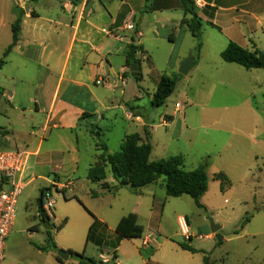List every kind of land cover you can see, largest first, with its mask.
Segmentation results:
<instances>
[{
  "label": "crops",
  "instance_id": "1",
  "mask_svg": "<svg viewBox=\"0 0 264 264\" xmlns=\"http://www.w3.org/2000/svg\"><path fill=\"white\" fill-rule=\"evenodd\" d=\"M203 3L204 6L197 8L203 24V48L196 58L197 40L182 24L186 16L183 0L29 1L28 10H24L22 17L19 43L0 71L2 76L10 64L15 65L7 76L9 85L0 82V103L6 95L12 103L6 110L0 104V117L6 120L0 121V148H27L29 151L25 189L38 181L42 184L39 187L42 191L54 182L72 180L73 187L66 192L65 198L82 200L74 190V167L78 164L75 153L84 138H91L95 128L102 136L104 131L114 129L123 120L127 125L123 142L130 134L146 138V131L151 139L154 126L171 128L182 110V105L177 108L180 103H176L173 111L160 114L159 124H154L157 108H153L151 103L163 75H180L181 65L189 59H194V66L188 75L193 71H204V51L207 42L212 40L219 48L220 58L232 42L248 50H260L256 41L260 39V32L264 33V0H203ZM21 11L17 3L10 11L0 0V58L13 42L12 25ZM186 17L190 19L191 15ZM130 21L136 30L126 29ZM132 44L142 49L137 54L141 79L137 81L139 91L131 98H125L128 78H132L126 55ZM172 57L175 61L170 65ZM159 62H164L172 72L161 74ZM26 63L35 65L36 71H24ZM144 63L149 70L145 69ZM212 64L215 72L235 66L239 76L252 79L247 86L264 93L263 69L248 70L217 58ZM147 70L149 73L157 72L159 79L154 91L145 94L140 83ZM99 78L107 84H96ZM207 84H210L208 79L204 87ZM132 127L134 129L130 131ZM100 145H105L109 153H116L106 143H95V151H102ZM69 155L70 160H67ZM99 155H94L88 172ZM107 182L115 184L111 174H108ZM96 184L98 190L94 192L100 195L97 199L110 198L107 202L110 222L106 215L93 210L95 215L79 214L75 219L66 215L57 218L54 213L49 221L58 249L70 252L67 261H58L57 253L47 249V231L43 229L46 238L41 245L29 243L27 248L23 247L27 253L32 252L30 257L18 248L11 261L7 262L5 257L3 264H79L71 251L83 252L85 257L98 263L102 262L105 254L112 258L115 256L116 259L108 264H205V254L210 251L203 245L217 246V233L208 229H203V236L197 239H194L191 228L189 235L182 233L178 219L184 215L168 208L170 197L164 187H160L161 184L149 185L138 192L128 188L134 198L126 208L116 203L118 196L112 193L118 194L127 187L110 192L103 190L101 183ZM130 213L138 216L144 228L141 238H122L116 232L119 221ZM185 217L191 227L190 217ZM36 219L40 222L38 209ZM57 221H60L61 228L54 231L53 222ZM172 221L177 224L174 233L168 229ZM36 226L38 224L31 226L32 232H41L42 225ZM181 244H187L195 252L183 249ZM209 259L210 264H214Z\"/></svg>",
  "mask_w": 264,
  "mask_h": 264
},
{
  "label": "rangeland",
  "instance_id": "2",
  "mask_svg": "<svg viewBox=\"0 0 264 264\" xmlns=\"http://www.w3.org/2000/svg\"><path fill=\"white\" fill-rule=\"evenodd\" d=\"M1 1L10 11L17 3L16 0ZM256 45L264 51V33L260 32V39L256 41ZM218 49L213 40L207 42L202 63L204 71H193L188 76H182L166 104L155 109L157 111L154 124L157 125L160 114L173 111L176 103L182 105V110L171 128L158 125L157 129L155 126L152 129L151 160L181 155L185 159L187 170H193L207 161L210 182L209 190L202 198L204 207L199 208L190 196L184 195L178 198L170 197L168 208L190 217L194 239L203 236V229L212 231L211 219L221 227L217 232L219 239L217 246L213 248L209 244L203 245L209 249L208 255L214 264H264V93L247 86L252 83V79L239 76L235 66L215 72L212 64L215 59L225 62L222 57L220 58ZM174 61L175 58L172 57L169 64H174ZM144 64L145 69L149 70L147 63ZM25 65L24 71L27 70L29 73H34L37 69L30 63ZM159 65V71L163 72L161 74L172 72L164 62H159ZM14 69L15 65L10 64L0 76V82L9 85L7 76H10ZM148 70L140 83L145 94L154 91L159 79L157 72L149 73ZM206 79L210 82L209 88L208 84L204 87ZM241 82L245 85H239ZM127 83L125 98H131L133 93L139 91L137 81L128 78ZM8 97L9 95H6L2 98L0 103L2 109L6 110L12 106ZM145 98L148 96L145 95ZM16 112L19 114L18 110ZM1 120L6 121L0 117ZM133 129L132 127L130 131ZM125 131L127 125L120 120L114 129L104 131L102 136L98 135L95 128L91 138H84L81 141L79 151L75 153L78 164L74 167L73 177L76 182L74 190L82 200L66 199L61 192L54 190L53 196L57 202L53 213L57 218L66 215L75 219L79 214L92 216L95 215L93 212L95 211L106 215L110 222L107 205L110 198L97 199L100 195L98 197L92 195V192L98 190V186L87 179V173L94 155L102 153L95 151V143H106L110 150L118 152ZM142 138L145 140V137ZM13 149L15 148L1 147L0 151ZM69 157L70 155L66 159L70 160ZM219 172L225 173L230 181V187L225 191L221 190V182L215 180ZM40 183L38 181L29 185L19 199L15 226L6 241L7 248L5 246L7 262L11 261L18 248H22L30 257L32 252L27 253L23 247L27 248L29 243L41 245L45 241L43 227L41 232L31 231V226L39 224L36 214L37 198L41 191L39 187L42 185ZM89 191H92V196ZM112 194L118 196L116 203L122 208L129 206L131 199L134 198L128 188L120 190L118 194ZM53 225L54 231L58 230L60 221L53 222ZM168 229L171 233L177 230L175 221L169 224ZM181 241L185 240L182 238Z\"/></svg>",
  "mask_w": 264,
  "mask_h": 264
},
{
  "label": "trees",
  "instance_id": "3",
  "mask_svg": "<svg viewBox=\"0 0 264 264\" xmlns=\"http://www.w3.org/2000/svg\"><path fill=\"white\" fill-rule=\"evenodd\" d=\"M185 5L186 16L191 15L188 19L186 16L182 20V24L188 27L192 35L197 40L195 56L198 58L203 48L202 28L203 24L197 14V7L193 0H183ZM18 20L12 25L13 42L6 49L3 56L0 58V71L7 64V58L12 50L18 45L20 40L22 17L24 10L21 11ZM141 47L130 45L127 52V66L130 68L133 64H140L137 54L141 51ZM222 59L226 63L237 64L245 69H263L264 70V52L255 49L248 50L236 43H230L228 47L221 53ZM182 75L168 77L163 75L160 78L158 87L153 95V108L163 107L168 98L174 93L178 81ZM141 76L135 78L140 81ZM0 94L2 91L0 89ZM0 131L2 128L0 127ZM102 153L97 157L96 163L91 166L88 172V179L94 183H101L102 189L105 191L116 192L120 188L127 187L133 192H138L140 189L149 185H164V190L168 197L190 196L199 208H203L202 198L209 190V163L203 162L194 170H187L185 159L181 155L173 156L167 159L157 161L151 160L153 146L150 142L149 132L146 131L145 140L139 134L127 135L121 146V149L116 153H109L105 145H100ZM108 174L114 178L115 184L111 185L107 182ZM215 180L221 182V190L225 191L230 187L228 176L219 172L215 176ZM43 193L41 191L38 199L39 224L41 227L46 221H50L43 210ZM92 195L98 197L99 194L92 192ZM247 221H249L247 219ZM245 225V224H244ZM54 228V226H53ZM61 227H59L60 229ZM31 231H33L31 229ZM116 232L122 238L137 239L141 238L144 233L143 226L138 221V216L130 213L124 216L118 223ZM47 249L55 253L59 250L54 243L51 231H47ZM185 250L195 252L187 244H181ZM46 249V248H45ZM71 255L79 262V264H104L98 263L94 259L85 257V254L72 252ZM113 259H116L114 256ZM57 260L62 262L57 255ZM204 263L210 264V259L207 254L204 257Z\"/></svg>",
  "mask_w": 264,
  "mask_h": 264
},
{
  "label": "built area",
  "instance_id": "4",
  "mask_svg": "<svg viewBox=\"0 0 264 264\" xmlns=\"http://www.w3.org/2000/svg\"><path fill=\"white\" fill-rule=\"evenodd\" d=\"M30 0H16L17 5L22 10L28 7ZM197 8L204 6L203 0H194ZM126 29L136 30L135 24L130 21L126 24ZM143 60L147 57L142 54ZM96 84L106 85V81L102 78L97 79ZM123 84H125L123 80ZM177 108H181L177 104ZM29 151L26 148H16L11 151H0V264L5 260V246L16 222L17 209L19 199L26 187L25 171L28 165ZM73 187V181L54 182L44 190L43 193V210L51 220L53 218V208L56 205V198L53 191L61 192L64 196L67 191ZM180 229L184 235L190 234L188 219L185 216L178 219ZM147 244V243H145ZM110 255L102 256V263L108 264L112 261Z\"/></svg>",
  "mask_w": 264,
  "mask_h": 264
},
{
  "label": "water",
  "instance_id": "5",
  "mask_svg": "<svg viewBox=\"0 0 264 264\" xmlns=\"http://www.w3.org/2000/svg\"><path fill=\"white\" fill-rule=\"evenodd\" d=\"M28 10V7L26 8V11ZM194 66V59H189L186 60L180 67L179 69V73L182 76H187L190 72V70L193 68ZM130 74L132 78H138L139 77V65L138 64H133L131 66L130 69ZM161 187H164V185H161ZM211 230L213 233H217L220 230V226L215 224L214 221L211 219ZM42 227L46 230V231H51L52 230V226L50 224V222L46 221L44 223H42ZM57 255L61 258L62 261H67L70 257V252L63 250V249H59L57 251Z\"/></svg>",
  "mask_w": 264,
  "mask_h": 264
}]
</instances>
